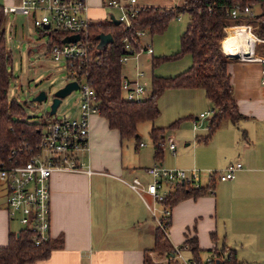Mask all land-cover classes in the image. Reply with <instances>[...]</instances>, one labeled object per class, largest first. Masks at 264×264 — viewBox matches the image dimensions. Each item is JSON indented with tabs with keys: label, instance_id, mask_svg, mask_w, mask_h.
Wrapping results in <instances>:
<instances>
[{
	"label": "crops",
	"instance_id": "crops-1",
	"mask_svg": "<svg viewBox=\"0 0 264 264\" xmlns=\"http://www.w3.org/2000/svg\"><path fill=\"white\" fill-rule=\"evenodd\" d=\"M107 1L86 0L92 22L110 21L112 12L107 11ZM183 1L136 3L171 7ZM19 2L0 0L3 6ZM257 62L231 58L228 65L239 109L246 117L237 123L225 120L208 141L199 140L208 134V125L206 133L195 135L197 144L193 151L184 148L180 157L170 162L171 167L199 168L202 178L207 175L204 183L209 181V171L242 162L243 167L233 179H216L213 192L179 200L172 207L167 233L170 242L178 246L195 235L202 256L214 247L233 248L239 261L246 264L264 263V88L262 64ZM126 63L123 75L132 77L125 71ZM136 68L135 65V74ZM184 89L198 90L202 101L194 95L197 104L211 106L204 88ZM90 127V148L84 159L92 171H57L50 180V236L55 240L62 238V245L48 258L28 264H145L147 256L156 263V251L152 249L158 223L151 221L152 208L127 181L134 177L149 180L146 169L157 162L164 164V151L156 157V145L144 149L147 142L143 140L134 145L135 151L130 145L126 148V143L134 138L124 142L120 131L111 128L99 112L90 116ZM161 137L165 138L164 134ZM142 141L145 145H141ZM177 153L178 145L174 155ZM7 196L6 187L0 183V246L8 244L11 232L21 229L9 216ZM183 253L192 256L190 250ZM164 255L171 264V255Z\"/></svg>",
	"mask_w": 264,
	"mask_h": 264
},
{
	"label": "trees",
	"instance_id": "trees-1",
	"mask_svg": "<svg viewBox=\"0 0 264 264\" xmlns=\"http://www.w3.org/2000/svg\"><path fill=\"white\" fill-rule=\"evenodd\" d=\"M249 6L252 13H240L232 16V10H241ZM256 6L260 7L255 12ZM183 13H188L189 19L181 35V50L174 55L153 58L154 66L162 60L181 57L184 53L192 56V65L175 76L152 75L151 93L140 100H127L123 97L121 80L123 77V62L121 58L130 54L125 48V39L130 41L138 37V31L148 30L151 34L163 33L169 23ZM6 14L0 4V151L7 155L10 150L23 141L34 143L39 134V124L23 119H16L15 114H24L21 104L9 97V88L13 73L10 66L13 55L7 47ZM236 24H251L253 32L264 39V0H184L175 6H142L141 10L132 17L131 25L124 22L115 24L111 21L96 22L90 27L91 39L95 44L91 59L85 66V77L96 92L99 113L105 116L111 128L120 131L123 140L141 138L138 133L140 123L154 120L160 113L159 97L169 88L205 89L207 97L214 105V115L209 123V132L199 137L201 141H208L213 133L225 120L239 122L244 115L238 106L234 94L231 73L228 65L230 59L222 50V40L226 32L225 27ZM101 33H111L112 41L99 48L97 36ZM59 41L61 39H58ZM264 42L257 44L256 51L264 54ZM179 122L170 127H177ZM165 128L153 126L150 135L156 145V157L162 156L164 149L157 141L164 134ZM216 179L210 180L203 187H192L187 183H178L167 195L164 204L171 208L186 197H199L214 191ZM171 216L166 219V227L157 226L155 246L152 250L168 255L173 254L174 245L170 242L168 228ZM36 233L29 227H22L17 232H11L9 242L0 246V264H28L48 258L52 251L62 245L61 239L51 237L41 243L36 241ZM188 249L194 259L200 260L201 248L194 235L186 240ZM208 252L221 258V264H246L237 258L235 249L223 246L214 247ZM149 256L145 264H152Z\"/></svg>",
	"mask_w": 264,
	"mask_h": 264
},
{
	"label": "built area",
	"instance_id": "built-area-1",
	"mask_svg": "<svg viewBox=\"0 0 264 264\" xmlns=\"http://www.w3.org/2000/svg\"><path fill=\"white\" fill-rule=\"evenodd\" d=\"M106 6L115 8L118 13L112 14L125 23L131 25V20L142 8L136 0H108ZM5 14L23 13L33 17L37 27L45 29L53 28L63 31L59 38L50 39L48 51L55 60H64L69 71L70 81H77L81 90L80 106L73 116L51 118L39 124V134L34 143L23 141L17 147L10 150L7 155L0 151V183L7 189V209L9 216L18 220L23 227H29L36 233L37 243L50 238L51 227V187L50 180L54 172H91L92 169L84 159L85 153L90 148V116L99 112L98 99L95 90L84 75L85 66L91 59L92 49L95 44L91 39V21L88 14L86 0H20L19 3L4 5ZM240 13L251 14L249 6L244 10L235 7L232 16L237 17ZM46 25H49L47 28ZM244 27L246 31L254 35L252 53H234L226 46V39L230 35L232 27ZM226 35L222 40V50L228 58H238L243 61H258L262 63L261 83L264 85V54L256 51L257 44L264 41L258 37L251 24H236L225 27ZM146 30L138 31V37L132 41L125 39V48L132 51L122 56L123 64L131 55L138 57L142 49L149 54L153 53L152 46L142 48L140 37ZM79 34L76 41L64 42L69 35ZM58 39H61L60 41ZM258 42V43H257ZM145 72L138 68L136 75L129 77L123 75L121 90L127 100H140L144 98L146 91ZM68 81V82H70ZM206 114L201 113V117ZM196 118L195 128L199 123ZM159 147L165 146L176 153L177 142L173 135L167 140L161 138L157 141ZM141 145H145L142 141ZM243 167L242 162L229 164L224 170L209 171V181L202 182V174L199 168L167 167L161 162L149 166L146 171L150 179L145 181L140 177H134L127 181L128 185L136 191L152 208L154 213L157 207H153L147 200L146 195L152 197L155 204L161 205L162 215L158 218L159 226L166 227V219L171 216L172 208L164 204L167 195L178 183H187L192 187H203L210 180H230L236 175V171ZM189 250L187 245H174L171 264H216L217 255L209 253L200 260L192 256H186L183 252ZM264 264V263H255Z\"/></svg>",
	"mask_w": 264,
	"mask_h": 264
},
{
	"label": "rangeland",
	"instance_id": "rangeland-1",
	"mask_svg": "<svg viewBox=\"0 0 264 264\" xmlns=\"http://www.w3.org/2000/svg\"><path fill=\"white\" fill-rule=\"evenodd\" d=\"M109 9L107 10L108 12L118 13V10L115 8ZM259 11L260 7L256 6L255 12ZM180 17V19L179 17L174 18L163 33L153 35L147 30L140 37V46L142 48L152 46L155 50L154 53L149 54L146 50L142 49V53L138 57L131 55L127 60L125 71L131 74L132 77L136 75L135 65L145 72L146 91L143 95L144 97H147L151 93L153 74L165 77L175 76L184 72L192 65L193 60L190 53H184L176 59L162 60L157 66H154L152 62L153 58L171 56L181 50V35L186 28L189 15L188 13H183ZM5 27L7 47L13 55V62L10 66L13 78L9 88V97L15 98L21 104L24 111L22 115L15 114V118L39 124L51 118L73 116L77 113V108L80 106V89L73 90L64 97L57 112L50 114L55 91L70 81L65 61L63 59L59 61L55 60L48 51L51 37L57 39L63 31L37 27L33 17L23 13L7 14ZM242 30H245L242 26L232 27L230 33H238ZM262 42L257 43L260 44ZM257 63L262 64L261 62ZM261 86L264 88L262 83ZM41 91L47 93V98L43 101L35 100V97ZM197 91L184 88L166 89L158 101L161 110L160 115L154 120L144 121L138 126V133L141 136L139 141L143 140L147 142V147L144 149H153L155 145L150 135L153 126L165 128V141L169 135H174L178 145V153L174 155L166 146L163 148V162L167 167L173 166L170 162L173 163L180 157L182 149L185 148L188 151H193L197 144L195 135L207 132V127L214 115V105L212 102H209L211 106L209 104L203 106L200 102L197 104V99L202 101ZM204 101L207 100L204 98ZM201 112L205 113L206 116L201 117ZM198 117L199 128H195L194 120ZM175 122H179V124L177 127L171 128L170 126ZM127 141L125 140L124 142ZM139 141L132 139L126 143L125 147L127 148V145H130V149L135 151L134 145L139 143ZM205 176L207 175H203L202 182H205ZM146 197L153 207L154 201L149 195H146ZM156 207L157 211L155 213L151 209L153 216L150 214V219L155 224L157 223V219L154 217V214L158 218L162 215L161 205L157 204ZM16 224L22 228V224L18 220H16ZM164 254L163 252L156 251V263H153L152 260H149V262L151 261L152 264H168Z\"/></svg>",
	"mask_w": 264,
	"mask_h": 264
},
{
	"label": "water",
	"instance_id": "water-1",
	"mask_svg": "<svg viewBox=\"0 0 264 264\" xmlns=\"http://www.w3.org/2000/svg\"><path fill=\"white\" fill-rule=\"evenodd\" d=\"M112 21L115 24L121 23L119 19H117L113 14H112ZM48 28L49 25H46ZM80 38L79 34H74V35H69L64 38V42H70V41H76ZM97 39H99V45L98 47L101 48L105 44L109 43L112 41L113 37L111 33H101L97 36ZM79 88V83L77 81H70L67 82L64 86L59 88L57 91L54 93V97L51 103V109H50V114H54L57 112V109L59 105L61 104L62 100L64 97H66L68 94H70L73 90H76ZM47 98V93L45 91H41L36 97L35 100L37 101H43L44 99ZM216 264H221V258H217Z\"/></svg>",
	"mask_w": 264,
	"mask_h": 264
},
{
	"label": "bare ground",
	"instance_id": "bare-ground-1",
	"mask_svg": "<svg viewBox=\"0 0 264 264\" xmlns=\"http://www.w3.org/2000/svg\"><path fill=\"white\" fill-rule=\"evenodd\" d=\"M254 35L248 31L242 30L238 33H230L226 39V46L230 48L234 53L243 54L252 53V44L254 41Z\"/></svg>",
	"mask_w": 264,
	"mask_h": 264
}]
</instances>
